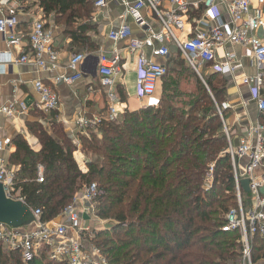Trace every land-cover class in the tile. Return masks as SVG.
I'll use <instances>...</instances> for the list:
<instances>
[{
    "label": "trees",
    "instance_id": "trees-1",
    "mask_svg": "<svg viewBox=\"0 0 264 264\" xmlns=\"http://www.w3.org/2000/svg\"><path fill=\"white\" fill-rule=\"evenodd\" d=\"M34 1L45 15L54 12V20L64 23L75 49L96 48L86 34L89 24L75 25L76 18L90 16L92 0ZM166 65L157 106L127 109L117 119L89 124L87 134L78 133L81 151L93 156L85 158L86 172L73 157L76 143L52 114L45 123H28L40 148L32 149L21 134L13 138L15 150L8 162L19 166L14 186L47 222L62 215L83 187L95 183L94 216L109 220L110 227H92L89 242L105 264H238L240 233L221 229L225 214L237 207L227 137L215 109V103L226 101V75L202 73V81L178 50ZM189 78L194 81L191 90L184 86ZM211 164L213 181L205 190ZM39 169L42 182L37 180ZM241 194L244 203L249 195L243 189ZM252 240L253 261L264 258V238L254 235ZM10 263L66 264L44 250L29 262L22 261L20 251L10 256L0 251V264Z\"/></svg>",
    "mask_w": 264,
    "mask_h": 264
},
{
    "label": "built area",
    "instance_id": "built-area-1",
    "mask_svg": "<svg viewBox=\"0 0 264 264\" xmlns=\"http://www.w3.org/2000/svg\"><path fill=\"white\" fill-rule=\"evenodd\" d=\"M107 0H95L97 7L104 6ZM125 15L143 29L144 36L139 38L132 35L127 25L112 29L108 38L114 42L126 43V50L136 54V88L134 100L139 107L157 106L159 96L157 87L167 72L166 61L171 55L170 44L180 51L186 65L191 67L198 77L204 81L205 64H210L212 73L232 75L234 81H240L250 89L251 99L255 101L259 111L264 114V97L261 91L264 87V43L258 32L264 35V0H256L257 7L251 8L250 0H121ZM8 0H0V33L4 35L8 46H19L20 36L14 30L17 20V10L10 7L5 12ZM226 9L228 19L224 20L219 8ZM151 10L160 23L158 30L149 25L143 10ZM197 11L199 15L194 13ZM190 30L186 39H180L178 31ZM30 49L14 59L16 64L33 61L42 70H53L57 66L58 51L53 46V34L45 26L43 19H36L28 34ZM240 46L247 51L249 64L255 69L254 75L245 73L237 55L227 50L229 46ZM222 50L221 60L216 59L218 51ZM86 54H73L68 62L72 74L55 77V81L73 83L83 76L81 63ZM97 74L99 83L107 95L108 108L105 116H80L76 120L79 132L87 134L86 127L95 125L101 119H117L126 109L121 107L120 97L115 89V76L120 72L119 56L116 52L96 54ZM162 58L163 61H156ZM34 88L39 96L37 106L46 113L59 108L60 102L56 91L41 80H35ZM229 108L228 101L215 103V109L223 120V111ZM24 110V106L21 105ZM133 110V109H130ZM7 115H14L12 105L2 108ZM224 124V123H223ZM237 192L238 205L226 214V222L222 231L238 230L240 233L241 253L238 264H256L251 256L250 242L254 235L264 238V122L255 124L241 136L236 147L230 142L228 130L224 126ZM3 142L0 140V149ZM245 162L238 167V160ZM6 162L0 159V182L5 194L17 200L18 189L14 186L15 170H8ZM213 167L205 179L204 189L208 190L213 181ZM83 171V169H82ZM87 171V170H86ZM249 180L248 192L250 204L244 205L240 200V181ZM39 182L43 181L39 169ZM97 188L95 183L83 187L67 205L62 213V222L49 225L40 220L41 210H32L35 221L24 227H12L0 222V251L11 255L20 251L23 262H29L40 255L43 250L52 260L65 261L66 264H105V258L100 251L92 247L90 252L82 243L81 236L91 228V222L84 220L85 214L93 219ZM79 203V206H77ZM86 216V215H85Z\"/></svg>",
    "mask_w": 264,
    "mask_h": 264
},
{
    "label": "crops",
    "instance_id": "crops-1",
    "mask_svg": "<svg viewBox=\"0 0 264 264\" xmlns=\"http://www.w3.org/2000/svg\"><path fill=\"white\" fill-rule=\"evenodd\" d=\"M251 1V8L257 7L256 0ZM95 0H92V11L87 18H76L75 25L87 22L90 26L86 34L91 41L96 45V48L90 52L83 51L86 54L81 63L83 76L68 83L65 81L57 82L55 77L72 74V70L68 67L70 57L76 52H72L71 39L64 33V23H57L54 20V12L45 15L41 7L34 0H8L5 5V12L10 7L17 10V24L14 30L20 36L19 46H8L4 35L0 33V140L3 142V147L0 149V159L6 162L8 170L17 171L19 166L12 165L8 162L9 156L15 150L13 138L21 134L29 146L38 150L40 143L35 135L27 128L28 123H32L37 119H41L43 123L50 120L52 114L54 119L61 122L65 132L72 137L76 143V150L73 152V157L79 168L86 172L84 153L81 151V145L78 141V127L76 120L80 116L94 117L105 116L107 112V95L106 89L99 83L97 74L96 54L105 52L112 54L116 52L119 56V64L121 65L120 72L115 76V89L121 100V107L127 109H135L134 107V91L136 88V54L126 50V43L123 41L114 42L108 38V33L112 29H118L122 25H127L133 36L143 37L144 32L133 20L125 15V8L121 0H107L104 6L97 7L94 5ZM224 20L228 19L226 9L219 8ZM146 22L154 29L160 28V23L154 13L145 8L143 10ZM199 15L197 11L194 13ZM3 14L0 12V17ZM264 17V15H263ZM43 19L45 26L49 28L53 34V46L58 51L59 57L57 66L53 70H42L32 60L22 64H16L14 59L21 56L26 50L29 53L30 44L28 34L32 24L36 19ZM177 35L180 39H186L190 35L189 27L184 31H178ZM258 36L264 43V35L258 32ZM171 51H176L175 47L170 44ZM227 50L233 51L237 55V60L242 64V69L249 75L255 74V69L250 66L247 51L240 46H229ZM78 53V52H77ZM222 50L216 54V59L221 60ZM156 61H163L162 58H156ZM205 69V68H204ZM210 69V65L206 67ZM212 73L211 71H208ZM226 79L227 92L226 101L229 103V108L225 111L223 123L228 130L230 142L233 147H236L241 136L245 135L249 129L255 124L262 123L264 114L261 113L254 100L251 99V93L248 86L240 81H234L232 75L227 74ZM41 80L45 84L52 87L60 102L57 110L46 113L37 106L39 96L34 88V81ZM119 87L126 92L127 102L121 99ZM264 97V87L261 91ZM12 105L14 115H7L2 111L3 107ZM24 106V110L21 109ZM54 113V114H53ZM43 114L44 118L37 115ZM45 123V122H44ZM245 162V159L238 160V167ZM79 206V203H77ZM84 220L91 222L93 219L88 215L83 217ZM62 215L47 221L49 225L62 222Z\"/></svg>",
    "mask_w": 264,
    "mask_h": 264
},
{
    "label": "water",
    "instance_id": "water-1",
    "mask_svg": "<svg viewBox=\"0 0 264 264\" xmlns=\"http://www.w3.org/2000/svg\"><path fill=\"white\" fill-rule=\"evenodd\" d=\"M245 192H249V180L240 181ZM35 221L31 209L22 200L12 199L5 194L0 182V222L12 227H23Z\"/></svg>",
    "mask_w": 264,
    "mask_h": 264
},
{
    "label": "rangeland",
    "instance_id": "rangeland-1",
    "mask_svg": "<svg viewBox=\"0 0 264 264\" xmlns=\"http://www.w3.org/2000/svg\"><path fill=\"white\" fill-rule=\"evenodd\" d=\"M72 52H83V50H77V49H73L72 50ZM173 52H175V51H172L171 52V55L173 54ZM208 71H210V69H204L203 70V73H205V75H209L210 74V72H208ZM189 79H191V82H189V84L188 85H184L187 89H189V90H191L193 87H194V81L192 80V78H189ZM220 81V77H216L215 78V82H219ZM222 83V82H221ZM227 84H228V81H226V85H225V83H224V85L225 86H227ZM123 91H124V89H123ZM134 92H137V88H135V91ZM135 94V93H134ZM127 98H129V99H131V96L130 97H126V92H124V100H123V102H127ZM134 107H135V109H133V110H138V109H140L141 107H139V105H138V103L137 102H134ZM127 110V108L124 110V111H126ZM130 110V109H129ZM123 111V112H124ZM87 155V154H86ZM91 157V158H93V156H91L90 154L89 155H87V156H85V154H84V158H87V157ZM213 175V174H212ZM235 192H236V190H235ZM236 197H237V192H236ZM240 200L242 201L241 203L242 204H244V205H247V204H250V202H251V200H250V198H248V200H246L244 203H243V201H244V199H243V197H242V194L240 195ZM237 205H238V199H237ZM86 216H88L87 214H85ZM90 216V215H89ZM24 227V226H23ZM92 227H94L95 228V230H101V229H104V228H109L110 227V225H109V220H105V219H101V218H96V217H94L93 218V220L91 221V228H90V230L87 232L88 234L91 232V229H92ZM94 230V229H93ZM87 233H85L84 235H82L81 236V240H82V243H83V245L85 246V248H86V250H88L89 252H90V250L92 249V247H95L93 244H90V242H89V240H90V237L92 236L91 234H89V235H87ZM253 240H252V242H250V247H251V256H252V258H253ZM3 254L4 253H6V252H3V251H1ZM255 254V253H254ZM256 254H259V253H256ZM103 257V256H102ZM256 264H264V258H260V259H258L257 261H254ZM10 264H12V263H10Z\"/></svg>",
    "mask_w": 264,
    "mask_h": 264
}]
</instances>
